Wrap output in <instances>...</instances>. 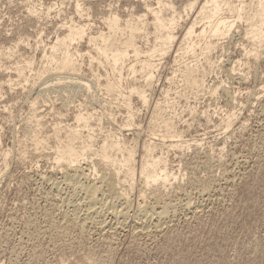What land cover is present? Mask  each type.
<instances>
[{
	"label": "rangeland",
	"instance_id": "rangeland-1",
	"mask_svg": "<svg viewBox=\"0 0 264 264\" xmlns=\"http://www.w3.org/2000/svg\"><path fill=\"white\" fill-rule=\"evenodd\" d=\"M190 1L0 0V264H264V36L251 38L245 18L254 0H232L243 4L240 16L222 5L221 14L232 24L213 36L209 55L201 52L195 36L206 17L196 12L190 19L184 9ZM152 7L177 15L176 38L184 21L192 20L197 30L175 39L169 52L150 56L155 64L147 69L152 74L148 81L140 60L159 42L151 25ZM110 15L120 23L130 17L145 22L144 34L136 39L138 54L128 48L115 69L89 39L109 31ZM69 25H84V32L56 43ZM192 41L194 52H185V43ZM65 48L77 63L74 74L56 71L60 68L52 56ZM194 62L204 71L197 74L203 81L186 86L183 67ZM79 76L88 87L66 86ZM117 76L118 89L108 91L106 81ZM132 84L149 100L131 90ZM150 100L163 103L159 116L171 120L172 127L164 124L167 119L150 115ZM80 112L88 124L77 118ZM61 127L77 128L81 139L91 141L77 164L99 185L100 197L105 185L100 186L99 177L114 176L111 165L96 154L105 135L125 149L133 147L135 161L146 155L139 142L151 145L148 155H162L172 175L160 183L159 195L143 183L129 191L153 214L143 218L121 200L115 208L98 210L101 214L96 209L86 214L81 195L70 190L63 176L69 168L54 159L55 130L64 135ZM119 175L121 181V171ZM63 178L66 183L58 186ZM63 193L79 201L66 197L69 205ZM162 207L169 210L159 217Z\"/></svg>",
	"mask_w": 264,
	"mask_h": 264
},
{
	"label": "bare ground",
	"instance_id": "bare-ground-1",
	"mask_svg": "<svg viewBox=\"0 0 264 264\" xmlns=\"http://www.w3.org/2000/svg\"><path fill=\"white\" fill-rule=\"evenodd\" d=\"M238 1H242V0H238ZM222 5L226 6L229 11L237 10V16H240L241 10L243 8V4H241V2L234 3V1H232V0H203V3L200 2V3H198V5H197V1L196 0L188 2L184 6V9H185V11H187V13H190V17L189 18L191 19L192 17H194L196 12H201L202 16L206 17V21L203 23V25L201 26V28L198 31H196L197 28L194 27V25H193L194 22L192 20L184 21L183 23H181L179 25L180 26L179 27L180 37H177V38H176V33H174V30H173L174 26L176 24H179L178 21H177V15L172 13V14H170V16H167V15L161 13L160 8L152 7L151 8V12H152V15H153V22L151 23V25H152V28H154L155 37H156V39L159 40V42H158V44L154 43L153 46L149 49V53H148V56H147L148 58L140 60L141 63H142L140 65V67L144 68L145 71H146V73H145L146 75L143 74L146 77L145 79L148 80V81H150V79H152L151 71H147L149 66L151 67L152 64L154 63V62L151 61L150 56L153 55L155 51L169 52V50L171 49L175 39L182 40L184 38H188L191 34H193L196 31L195 36L198 37V39L201 40L200 46H199L201 52L205 51L204 53H206V52L210 51L212 49V47L215 46L213 40H211V39L214 38L215 36L218 37L222 31L229 29V27L232 24L231 23L232 20L231 21L227 20L226 16H223L221 14ZM245 18L248 21V25H249V28H248L247 32H251V33H248V34H251V38L255 37L254 39L257 38V41L260 40L261 38H263V36H264V0H254V2L252 3V6L250 7V10L245 12ZM106 22H107V25L109 26V31L106 32V33H104V32L98 33L95 36H91L89 39L95 41L96 49H97V52H98L99 56L100 57L102 56L103 59L105 58L106 60H108L113 66V67L112 66L111 67L115 69V68H117V63L118 62L120 63V61L123 59V57L127 54L128 48L131 47V49L134 52V54L135 55L138 54L139 48L136 45V39H137V37H140V36H142L144 34V31L142 29L145 27L144 26L145 22H144V19L141 18V17H137V18L130 17V18L125 19L123 23H120L119 22V18L116 15H110L109 17H107ZM83 26L84 25H79V26L69 25L67 34L65 36H63V37L57 38L56 43H66L68 41V39L71 40V39L75 38L77 35L80 36L84 32V27ZM261 40H263V39H261ZM183 48H185L184 49L185 52L189 51V52L193 53L194 50H195V41L189 42L187 44L185 43ZM206 54H208V53H206ZM52 57L54 58L55 66L57 68H60V69H58L56 71L62 72L63 70H67V71L73 73V71H76V68L78 67V66H76L77 63L75 64V62H74L75 58L73 59V57H74L73 54L69 51L68 48H65L60 55H58L56 57H54V55H53ZM132 65L134 66V64H132ZM202 67H203V70H204V66H202ZM183 68L184 69H183V72H182L183 73L182 77H184V83L186 82L185 84H187L186 86H188V85H193L194 86L195 84L197 85V83L199 81H201L200 83H202L203 80L199 79V77L197 75L198 72H201L198 69L200 67H199V65H197V63H195V62H194V64H186L185 63ZM114 69H113V71H115ZM74 73H76V72H74ZM203 73H204V71H203ZM60 74H58V73L56 74V75H58L57 76L58 80H60V78L62 76V75L60 76ZM118 76H119V74H118ZM118 76L114 77V78L110 77L106 81V88H107L108 91H111L112 89H118L119 83H120ZM120 76H121V74H120ZM75 77H78V76H75ZM82 80H83L82 78H81V80H79V79H77V80L71 79L69 81L67 80L68 83H66V86L67 85L68 86H72L71 88H73V87L79 88L78 86H80V87L81 86H85V87L87 86L88 87L89 86V82H87V81L83 82ZM133 84L130 85L131 86L130 87L131 90H133L134 92H137V94H139L140 97L141 96L143 97L144 100L143 99L142 100L145 101V99H147V98L144 96L145 94L142 93L143 91H141V89L139 88L138 85H133ZM54 85L53 86L57 88L58 84L56 83ZM190 87H192V86H190ZM55 90H57V89H55ZM131 90H130V92H131ZM148 100L149 99H147L146 101H148ZM149 103H150L149 104L150 105V108H149L150 115H153L154 118H159L160 117V119H161V117H162V119H167V118H163V116H159V114H160V105H162L163 103L162 104H160L161 102L160 103H156V101H154V100H150ZM149 105H148V107H149ZM32 108H34V107H32ZM77 118L82 119L84 121V122L82 121L84 124L87 123L88 116L83 115L82 112H80L78 114ZM127 121H129V119H127ZM164 121H166L164 124H166L168 126L170 124L171 120L167 119V120H164ZM171 123H172V121H171ZM35 124H36V122H35ZM37 124H38V122H37ZM170 127H172L171 124H170ZM61 128L64 129V127H61ZM164 128H165V125H164ZM165 129H167V128H165ZM170 129L168 128L165 131L167 132ZM173 129H174V127H173ZM64 130H65L64 135H61L57 128L55 130V137L57 138V140H55L56 138L54 139L56 141L55 145H54L55 146L54 147V159L56 160L57 163H62V164H59V165H63L64 168H69V170L66 171L65 175H63L65 177V179L67 180V183L65 182L66 180L63 178L62 181L58 180L59 181V185L58 186H60V182H63L64 180H65L64 182L68 186L70 184L71 185V189L70 190L72 192H73V190H75L76 193L81 195L80 196L81 201L83 200L84 204H86L85 206H87V207H84V209L86 208L85 209L86 210V212H85L86 214H88V215L91 214V212L93 210H95V209L97 210L96 211L97 213H98V210H103V211L106 210L107 211L108 208H110V207L113 208L114 206H116V202L120 201V200H121V202H123V201L127 202L130 207L135 208V210H137V212L139 214H141L142 217L144 216L143 218H146L145 216H147L148 213L154 212V210L152 212H150L152 207L149 208V205L143 206V204L141 205V204L137 203V201L135 199L138 198V195H136L137 198L136 197L134 199L130 198L129 191L134 190L139 185V183H143V185H145V186H148V187L151 186V188H152L151 191L152 192L153 191L156 192V193L159 192V191H156V190L159 188L160 183L163 184V183H165V181L167 182V180L169 179V176L172 175L171 174L172 172H170L169 169L167 168L166 163H165V158L162 155H157V156L148 155L147 153L148 152L150 153V151H148V149H150L149 147L151 145L145 144L144 142H139L140 147L142 146V147L145 148L146 155L144 156V159L142 161H135V159H134V148L133 147L125 149L123 147V145L119 142L118 139H115L112 136L105 137L106 136L105 135L102 143H100V145H98L99 148L97 150V153L96 152H94V153L100 155L99 157H101L100 158L101 162L104 161V163L107 162V164L111 165V167H112L111 168L112 169L111 173H113V175L117 176L118 178L116 177V179H114L113 175H112L113 177H111L113 179L110 178L111 180L110 179H105L106 177L104 178V175L100 176L101 178L103 177V179H101L99 177L100 186H102L103 184L105 185L104 195H101V197H100V196L96 195V192H97V189H98L99 185H97L95 181H93L91 179L90 180L87 179L88 178L87 175L90 176V174H88V171H87V173H85L82 170V168H84V166L81 167L80 165L77 164L78 161L80 160V158L82 157V154L86 152L85 150L87 148L88 149L91 148V147H89V144H92V143H91V141H90V143L88 142L87 139H89V138H87V137H91L90 135H92V134L90 133L89 136H88V134H86L87 136H85V138H87V139H81V134H80L81 132L79 133V130L77 128L68 127V129H64ZM166 132H165V134H166ZM169 133H171L170 135H172V136L174 135V134H172V131L171 132H167L168 135H169ZM82 137L84 138V135ZM34 139L38 140V143L41 142V138L39 139L38 135L36 137H34ZM90 140H91V138H90ZM119 151H120V153H118ZM35 152H36V150H35ZM87 152H89V151H87ZM92 154H93V152H92ZM116 163H119V164H116ZM99 164H100V161H99ZM101 167H105L106 168L107 166L104 165V166H101ZM93 168H94V171H95L96 167L94 166V167H92V169ZM109 168H107V169H109ZM98 169H99V167H98ZM110 171L111 170L109 169V172ZM120 171L122 173V175H121L122 176V180L121 181H120V175H119ZM111 173H110V175H111ZM68 182H69V184H68ZM54 183H57V182H54ZM101 183H103V184H101ZM59 189H60V187H59ZM59 189H56V190L57 191H61ZM137 190L141 194L142 197L145 195L143 188H141V189L139 188ZM68 192H70V191H68ZM161 192H160V194H161ZM164 193H165V191H164ZM73 196H75V195H73ZM66 197H70V196H66ZM66 197H64V193H63V198H65L64 201L68 200V198L66 200ZM70 198L73 199V197H70ZM59 199L61 200V198H59ZM75 199H73V200H75ZM69 201L72 202L71 200H69ZM69 201H67L66 203H68L70 205ZM76 201L77 200H75V202ZM78 201H79V199H78ZM142 201H143V199H142ZM138 202H139V200H138ZM73 204L74 203H72V205ZM77 205H78V203H77ZM91 207H92V209H91ZM120 207H121V205H120ZM120 207L118 209H120ZM167 208H169V206ZM167 208L166 207H162L161 209L159 208L160 210L159 211L157 210V213L156 212L155 213L159 217L160 216H164V214L166 216V214H167V212L169 210ZM71 209L72 208H70V210ZM89 209H91V210H89ZM114 211H116V209ZM120 211H121V209L118 212H120ZM124 212H125V210H124ZM80 213H83V212H80ZM80 213H79V215H80ZM99 213H100V211H99ZM115 214L117 215L118 213L116 212ZM123 214L120 213L121 216L127 215V214H124V215ZM139 214H135V215L137 216ZM152 214H151V216H152ZM156 214H154V215H156ZM70 215H69L68 219L71 220L70 217H73V216H70ZM82 215H84V213ZM91 215L89 216V218L91 217ZM129 215H132V214L130 213ZM94 216H92V220H93ZM149 216H150V214H149ZM98 217L99 216H97V218ZM131 217H133V215ZM138 217H140V215L137 216L136 218H138ZM86 218L84 220H86ZM149 218H151V217H149ZM73 219L76 220V218H73ZM126 219H127V217H126ZM157 219H159V218H157ZM95 220L96 219H94V221ZM99 220H103V219L99 218L98 221ZM117 220H119V219H117ZM120 220H121V217H120ZM142 220H140V221H142ZM161 220H163V219H161ZM161 220H159V221H161ZM77 221L79 222V220H77ZM90 221L91 220H89V222ZM94 221L93 222L91 221V222L94 223ZM148 221L151 222V219H148ZM74 222H76V221H74ZM134 222H135V220H134ZM99 223H100V221H99ZM158 223L159 222H156L155 225L158 224ZM161 223H163V222H161ZM74 225H76V224H74ZM76 226L78 227V224ZM155 228H156V226H155ZM78 230H80V232H82L81 229H78Z\"/></svg>",
	"mask_w": 264,
	"mask_h": 264
}]
</instances>
